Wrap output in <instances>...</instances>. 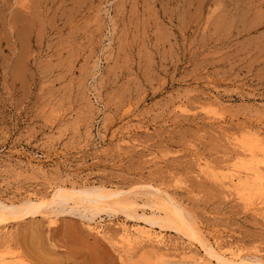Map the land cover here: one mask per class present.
Returning <instances> with one entry per match:
<instances>
[{"label": "rangeland", "instance_id": "obj_1", "mask_svg": "<svg viewBox=\"0 0 264 264\" xmlns=\"http://www.w3.org/2000/svg\"><path fill=\"white\" fill-rule=\"evenodd\" d=\"M251 144L264 150V0H0V209L46 204L0 224V264L199 261L216 244L264 263ZM101 188L128 209L52 204ZM167 196L196 239L146 221Z\"/></svg>", "mask_w": 264, "mask_h": 264}, {"label": "bare ground", "instance_id": "obj_2", "mask_svg": "<svg viewBox=\"0 0 264 264\" xmlns=\"http://www.w3.org/2000/svg\"><path fill=\"white\" fill-rule=\"evenodd\" d=\"M248 147V151L251 153L252 156L255 155V151L260 150V152H264L262 145L258 146L256 144H251L246 146ZM264 155V154H263ZM253 163V162H251ZM249 170H253L252 165L251 167H248ZM241 180L239 179L238 182ZM233 184V182H232ZM247 184V183H246ZM238 184L235 186L237 187ZM262 187H264V177L257 176L254 178L252 188L255 191H259ZM75 192V191H74ZM73 192V193H74ZM72 192L68 190H59L54 196V201H52V204L60 205L61 204H68L69 201H73L74 199H78L79 201L74 203L75 206L80 207H91L98 211L104 210L109 206H113L114 208L117 209H128L127 208V203L124 205L123 201H119V199H116L114 197L118 196L119 194H112V192H108V190L102 189L101 190H84L82 192H78L75 194H72ZM168 199L167 201H157L155 204L152 206L158 210V212H162L164 216L162 217H156V216H151V218L146 219L147 222L151 223V226H159L162 229H167L171 228L172 230L177 231V233H180L184 235L185 237L189 238L190 240L196 239V229L192 226V223L185 217V213L183 212L182 209H180L174 202V200L167 196ZM112 199V203H108L109 200ZM160 199V198H159ZM160 199V200H161ZM114 200V201H113ZM156 201V200H155ZM73 203V202H72ZM42 204L44 203H33L32 201L28 200L27 202L24 203L23 206L21 207H14L12 206H7L1 204V209H0V224L2 222H6V217L14 216L17 215V213H24L23 215L31 214L35 215L38 211L39 208H41ZM50 202L48 203V205ZM108 204H110L108 206ZM44 204L43 206H45ZM134 206H136V203H133ZM65 206V205H63ZM72 206V205H71ZM74 206V207H75ZM73 207V208H74ZM86 209V208H85ZM108 209V208H107ZM116 209V211H118ZM155 209V210H156ZM41 210V209H40ZM88 210V209H87ZM22 215V216H23ZM95 215V214H94ZM9 219V218H8ZM52 221V220H51ZM5 224V223H4ZM2 227V226H1ZM96 230V229H95ZM197 232V231H196ZM152 233V232H151ZM144 234L143 232L139 231L136 232V239L137 241L142 240L143 237L149 238L154 240L157 244L159 245H165V241L163 240L162 237L158 235H153V234ZM123 235V234H122ZM206 254H207V259L206 260H194L192 258H189L187 256H182L180 258L176 257H166V256H159L157 259H155V262L151 263L152 261L147 260L148 264H264L263 262L259 261H248L243 260L241 257L236 256L232 252H228L224 248H222L219 244L216 245H209L205 246ZM216 261V263H214Z\"/></svg>", "mask_w": 264, "mask_h": 264}]
</instances>
